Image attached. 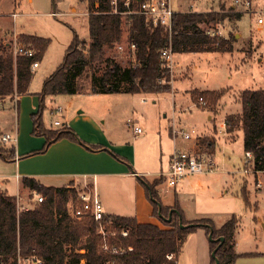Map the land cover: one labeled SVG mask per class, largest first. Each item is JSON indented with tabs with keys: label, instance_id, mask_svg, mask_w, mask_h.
<instances>
[{
	"label": "trees",
	"instance_id": "obj_1",
	"mask_svg": "<svg viewBox=\"0 0 264 264\" xmlns=\"http://www.w3.org/2000/svg\"><path fill=\"white\" fill-rule=\"evenodd\" d=\"M88 34L89 40H79L74 32L73 39L65 50L60 64L47 76L42 83L39 106L31 114L32 131L35 136H43L44 146L39 151L44 152L53 142L61 138H69L84 147L93 148L82 142L65 124L56 127H46L42 120L45 97L58 94L76 93H142L160 94L169 92L170 74L164 66L161 50L169 48L172 54L217 51L229 53L233 50L230 37L224 38L210 35L200 27L201 23H221L225 18L238 20L241 13L229 7L226 12L218 11H187L174 12L171 29L160 26H147L141 15L132 14L120 16L110 13L106 2H101L98 9L94 8L93 0H88ZM126 30V49L129 54V44L135 45L134 62L127 60L124 66L115 56L106 55L107 49L116 47L122 40ZM17 43L31 46L32 56L15 55L11 46H5L0 41V99L13 95L27 94L33 77L31 65L39 62L45 53L49 39L30 34H19ZM118 52V51H117ZM126 52V54H128ZM121 55V54H120ZM86 77L88 84L79 83L80 77ZM225 87L217 90L191 92L192 99H205L214 111V106L223 95ZM241 113L238 116L229 114L224 118L225 130L232 133L236 129L242 132L243 151H249L253 157V169L264 170V88L244 89L239 94ZM207 149L213 148L211 139L198 141ZM11 156L0 157L11 160L15 157V146L9 143ZM34 151L25 154L30 155ZM160 180L146 183L145 195L152 204V214L157 216L158 204L162 217L158 219L164 225L138 222L135 217L109 215L103 216L102 223L107 232L106 239L110 243L127 247L122 255H111L101 250L102 236L98 232V223L90 215L77 217L74 208L77 205L76 191L68 186H45L32 177H22L21 184L43 195L44 200L26 210L17 209L15 196L6 191H0V256H9L19 249L26 255L35 253L48 264H77L81 258L86 264H106L112 259L115 264H176L166 258L168 253L175 257L180 252L189 232L201 227L216 241H209L211 251L220 242L215 254L218 264H233L241 254L236 253L233 244V234L238 221L232 216L219 228L210 219L202 218L196 221H184L181 211L175 202L173 207L163 206L155 186ZM245 205L247 198L242 193ZM170 221H166L170 209ZM180 217V218H179ZM182 224L199 223L198 225L180 228ZM121 228L128 229V234L122 237ZM115 232V235H112ZM83 251V252H81ZM251 255L253 253H242ZM264 254V253H259ZM210 264L214 259L210 257Z\"/></svg>",
	"mask_w": 264,
	"mask_h": 264
},
{
	"label": "rangeland",
	"instance_id": "obj_2",
	"mask_svg": "<svg viewBox=\"0 0 264 264\" xmlns=\"http://www.w3.org/2000/svg\"><path fill=\"white\" fill-rule=\"evenodd\" d=\"M87 3V0H0V39L9 40L13 32L38 35L49 39L43 58L39 62L40 67L34 74L38 82L40 73L60 64L66 48L73 39L74 32L78 35L79 40L86 42L89 40ZM170 6L175 12H226L229 7H233L235 11L241 13L237 21L225 18L221 23L200 24L204 30H209V33L215 32L214 35L219 37H232L233 51L231 53L200 52L175 55L172 58L173 72L170 70L169 73L172 90L156 95L126 93L128 96L125 97H128L131 103L128 108L119 113L116 112L114 105L117 101L116 97L120 96L115 93L101 94L97 98H93L88 93L78 94L73 96L72 110L85 109L87 112L100 114L106 119L112 118L121 134L129 133L125 124L127 117L133 120L137 116L138 120L143 121L138 116L142 112L149 121L152 118L151 125L156 126V130H151L148 136L149 140L146 144L148 154L143 150L142 145L136 146L138 163H142L136 167L138 169L146 165L156 167L155 155L157 152L160 153L161 148L155 141L153 132L158 129L163 132L169 123L188 132L194 131L191 133V138L187 140L193 142V147L190 149L205 152L211 156L212 149H207L198 141L203 138L215 141L219 137V146L212 156L214 164L212 171L196 177L192 176L190 180L199 181V184L194 183L195 187L184 188L183 191L176 190L175 192L179 195L177 199L181 200L182 207L188 215H194L189 219L209 218L214 221V226H217V224H224V221L229 220L232 216L236 217L238 223L235 229L237 241L235 251L241 255L234 260L233 264H264V254H259L264 253V170L256 172L253 169V163L244 164V151L242 138L239 137V129L228 136L225 135L223 124V117L227 114L240 115L239 94L242 90L264 88V26L260 28L255 25L256 16L246 10L242 4L234 5V0H170ZM125 42L126 30H124L119 43L122 44L123 51L117 52L116 47L106 50V55L115 56L124 66L127 64V60L133 61V55L129 54ZM186 67L191 70L190 78L172 79L174 73L177 74L185 70ZM78 81L81 84H88L89 80L82 76ZM191 86L208 89L225 87L223 95L214 106L215 112L210 111L211 106L204 102L205 99L202 102L199 98L192 99L191 92L193 90L189 91ZM15 96L7 97V99H14ZM141 97L145 99V102H140ZM60 104L61 107L64 106L58 100L51 105L58 107ZM1 105L2 102H0V108ZM209 115L215 116V119H211L216 124L213 136L205 135L206 131L212 127V122L208 119ZM57 118L59 117L55 112L48 116V110L44 111L43 121L46 124L56 127L53 121ZM10 125L9 115L7 116L0 110V134L10 133L13 136L14 133L7 132ZM140 127L143 129L142 126ZM214 134H217V137ZM178 136L180 139L181 135ZM224 141L228 142L224 143ZM14 144L16 143L14 142ZM39 150L22 157L26 161L27 167H35L45 159L38 155L46 150L44 152ZM0 153L3 156H11L9 143L0 142ZM145 153L148 157H145ZM166 154V150H164L162 155ZM159 156L161 157V154ZM114 159L117 160L116 157ZM167 159L166 156L165 159L163 158L165 170ZM152 170L150 167L149 171ZM16 172V164L0 159V191L5 190L9 195L15 196L20 204L32 207L34 205L33 193L29 188L22 186L21 178L16 177ZM153 177L155 176L152 174L147 175L141 178V182L145 184L146 179L148 183H151L149 181ZM108 184L110 183H106L103 179L99 181L100 198L118 208V203L122 202L119 189L122 190L124 184L132 189V184L120 177H115L114 188L107 186ZM158 185H160L158 189L166 191L165 198L169 197L168 200H171L174 197L173 188L166 187L162 181ZM177 185L174 189L177 188ZM66 186L73 188L76 191V196L78 192L92 189L90 182L82 179H74ZM241 192L245 194L248 205H245ZM148 202L152 206L149 200ZM118 209L121 212H127ZM149 217L160 227H164L158 219V214L157 216L151 214ZM195 230L202 232L203 228L198 227ZM181 251H183L185 264H205V253L202 251L200 238L195 234L187 237ZM242 253L253 254L244 255Z\"/></svg>",
	"mask_w": 264,
	"mask_h": 264
},
{
	"label": "crops",
	"instance_id": "obj_3",
	"mask_svg": "<svg viewBox=\"0 0 264 264\" xmlns=\"http://www.w3.org/2000/svg\"><path fill=\"white\" fill-rule=\"evenodd\" d=\"M19 34H24V33L13 32V34L11 35L12 37L9 40L0 39V41L5 46H11V48H13V46L15 45H20V43H17V36ZM209 34L212 36L215 34V32ZM204 52L217 53V51H204ZM189 53H200V52H189ZM218 53H222V52H218ZM177 54H181V53L172 54V58L175 57V55ZM39 62L37 66L32 69L33 77L30 82L29 91L27 94L16 95L14 99L12 98L7 99V97L0 99V102H2L1 105L2 107L0 108V110L5 112L7 116L9 115L11 119V125L8 127L7 132L14 133L15 143H16L14 144L15 146L14 159L4 160L1 157L0 159L8 163L16 164V169H17L16 177L18 178L32 177L45 186H56V187L66 186L70 181L74 179H78V180L82 179L88 181L90 182V186H92V190H94L99 200L101 201L105 214L130 216V217H135L138 222L157 224L149 217L152 214V206L148 202L147 200L148 198L145 195L144 186L146 184L141 182V178H144L145 176L152 174L155 177H153V179L150 180L149 182L158 180L157 174L165 170L163 168V158L165 159V156L166 158H168L166 163V169H167L171 153L175 149H190L191 147H193V142L184 140L181 137L179 139L178 135L176 136L173 135L172 127L175 125L174 124L170 125L169 123L167 125V128H165L163 132H161L159 129L153 132V134H155V141L161 148V150H159L160 153L157 152L155 155L156 167L146 165L143 168L138 169L136 167H138V165L142 163H138L136 146L138 144L142 145L143 150L148 154V147L146 145L149 140L148 136L151 130L152 131L153 129L156 130V126L153 127V125H151L153 121L152 118L151 121H149L148 118L144 116L142 112L138 116H140V118L143 121L138 120L137 116H135L133 120L127 117L125 124L128 128L129 133L121 134L120 131L117 130L115 122L112 118L106 119L100 114L99 115L93 114L91 112L85 111V109L72 110L73 96H76L78 94L85 95L87 93L58 94L54 96L45 97L44 111L48 110V116L50 115V113L55 112L59 117L57 118V120L61 124H65L70 130L73 131V133H75V135L82 142L90 146H93V148L84 147L83 145L74 142L69 138H61L53 142L46 149L44 153L38 155L45 158L43 159V161H41L35 167H27V165H25L26 161L23 160L22 157H24V155L27 153H30L37 149H42L45 143V139L43 136H35L31 134L32 131L31 114L35 113L39 106V98L37 94L41 90L43 80L47 76H49L59 65L56 64L55 68H50L49 70H45L44 73H40L37 82V79H35L34 74L35 71L40 67ZM173 66L174 64H172V70H173ZM190 71H191L190 68L186 67L185 70L180 71L177 74L174 73V77L172 79L174 80L176 78H185V77L190 78L189 76ZM170 86H171V82H170ZM194 89L217 90V89H208V88L191 86L189 88V91ZM171 90H172V86H171ZM101 94H106V93H97V94L88 93V95L92 96L93 98H97ZM115 94L120 96V97H116L117 101L115 102L114 105L116 112L119 113L120 111L128 108L131 101H129L128 97H125L128 96L126 93H115ZM57 100L62 102L64 106L61 107L60 104L58 105V107L57 106L54 107L53 105H51L54 101ZM140 102L142 103L145 102V99L141 97ZM44 111L42 114V120L44 117ZM134 111H135V107H134ZM108 113L111 112L108 111ZM131 113H133V111H131ZM213 118L215 119V116L212 115L208 116L209 120ZM224 118L225 117H223V122H224ZM128 121H130L131 125H128ZM211 122H212V127L210 128V130L206 131V133L204 132L205 135L207 136H213V130L214 127H216L214 121L211 120ZM43 123L48 128L52 127L51 125L46 124L44 121ZM132 125L142 126L143 129L141 133H139L138 135H134L132 131ZM224 129H225V125H224ZM232 133H227L225 130V135L231 136ZM214 135L217 137V134ZM239 137L242 138V132L240 129H239ZM226 142L228 141H224V143ZM213 143L214 144L212 148V156L215 154L214 152L215 149L219 146V137H217L216 140L213 141ZM162 149L163 151L166 150L167 154L165 156L162 155L163 153ZM146 153H145V157H148ZM160 154L161 157L159 156ZM115 157L117 158V160L114 159ZM148 167L149 168L151 167L153 170L149 171ZM134 173L138 174V176L135 175ZM192 176L196 177L197 175H191L189 177H186L183 180H181L179 183H177L178 185L176 184L177 188L174 189L176 186L173 188L174 197L171 200H168L169 197L165 198L166 191L160 188L158 189L160 185L155 186L161 204L166 207H173L175 205V202H177V205L181 211L183 219L186 221H194L203 218L202 217L196 219H189L190 216L194 217V215H188L186 213V210L182 207L181 200L177 199L179 198V195L177 194V192H175L176 190L183 191L184 188L195 187V184H199V181L193 182V180H190ZM115 177H120V179L129 181L132 184L131 185L132 189L128 188L126 184H124L125 186L123 187L121 186L122 190L119 189V192L121 193V194L119 193L120 198L122 199V202L125 201V203H122L120 201L118 203V208L123 209L122 211H127V212L119 211V209L116 206L111 205L106 200L103 201L100 198L99 181L103 179L106 183H110L107 186L114 188L113 181L115 180ZM147 182L148 181L145 179V183ZM123 190H125L126 192ZM210 220L215 225L214 221L212 219ZM221 225L217 224V226L215 227L219 228ZM192 234H195L196 236H198V238H200V243L202 244V251H204V253L206 254V256L204 254L205 264H210L209 241L207 239V235L205 234L204 229L202 230V232H198L197 230L189 232L185 240H187V237L189 238V236H191ZM236 243L237 241L235 239V231H234L233 234L234 249ZM182 254L183 251L180 250V252L176 256V262H177L176 264H185V258L183 257Z\"/></svg>",
	"mask_w": 264,
	"mask_h": 264
},
{
	"label": "built area",
	"instance_id": "obj_4",
	"mask_svg": "<svg viewBox=\"0 0 264 264\" xmlns=\"http://www.w3.org/2000/svg\"><path fill=\"white\" fill-rule=\"evenodd\" d=\"M88 1V0H87ZM101 2H106L109 6L110 13L118 14L120 16L137 14L143 17L144 23L147 26H160L165 30L171 29L172 15L174 11L170 6V0H93L94 8L98 9ZM242 4L243 7L254 14L255 25L258 27L264 26V0L256 2L255 0H234V5ZM118 52L123 51L122 44L116 46ZM129 50L133 55L135 50V45L133 43L129 44ZM13 52L16 55H26L32 56L34 54L33 48L26 45H15L13 47ZM161 57L164 60V66L172 70V53L169 48H163L161 50ZM132 62L135 64L134 56ZM37 62H33L31 69L37 66ZM202 102V98H199ZM53 124L58 126L61 123L58 120H54ZM128 125H131L128 121ZM132 131L134 135L141 133L142 129L139 126L132 125ZM183 128L172 127L173 135H181L185 140L191 138V133ZM0 142L10 143L15 142V135L10 133H4L0 135ZM253 157L251 152H244V164L253 163ZM213 158L210 154L205 152H198L194 149H175L169 159L167 169L163 172L157 174V178L161 180L166 187L174 188L177 183L186 177L191 175H200L203 173L211 172L213 167ZM258 172V171H256ZM32 200L34 203H38L44 200L43 195L36 191H32ZM77 205L74 208V215L77 217H82L84 215H90L93 220L98 223V232L102 236L101 250L103 252L110 253L111 255L118 256L122 255L128 250H131L130 246L123 247L117 244L110 243L107 239V232L104 229V224L102 223L104 216V208L99 200L97 194L94 190H84L78 192L76 196ZM30 207L20 204L17 200V209L26 210ZM119 234L122 237L127 236L128 229L121 228ZM115 235V232H112ZM83 252V251H81ZM166 258L176 262V257L173 253H168ZM0 264H48L45 260L37 256L35 253L30 252L26 255L20 253L19 249H16L15 253L9 256H0ZM64 264H73L70 262H65ZM77 264H86L85 259L81 258ZM106 264H115V260L112 259Z\"/></svg>",
	"mask_w": 264,
	"mask_h": 264
},
{
	"label": "water",
	"instance_id": "obj_5",
	"mask_svg": "<svg viewBox=\"0 0 264 264\" xmlns=\"http://www.w3.org/2000/svg\"><path fill=\"white\" fill-rule=\"evenodd\" d=\"M135 175H137L138 176V174H136V173H134ZM146 184V183H145ZM172 212H176V209H170L169 210V212H168V215H167V217H164V219L166 220V221H170V219H171V216H172ZM157 214H158V216L159 217H162V215H161V213H160V205L158 204V210H157ZM180 218V217H179ZM199 223H188V224H182V222H179V226H180V228H186V227H189V226H193V225H198ZM208 240L209 241H216L217 239H213L212 238V236H211V230H210V232H209V234H208ZM219 240H220V242L218 243V245L211 251V257L214 259V264H218L219 263V261H218V259H217V257H216V254H215V252H216V250H217V248H218V246L221 244V242L223 241V237H219Z\"/></svg>",
	"mask_w": 264,
	"mask_h": 264
}]
</instances>
